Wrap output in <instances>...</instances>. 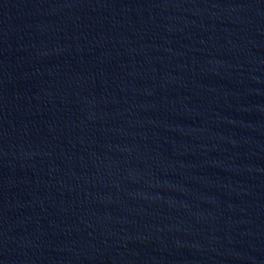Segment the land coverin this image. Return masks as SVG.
I'll list each match as a JSON object with an SVG mask.
<instances>
[{"label":"water","instance_id":"obj_1","mask_svg":"<svg viewBox=\"0 0 264 264\" xmlns=\"http://www.w3.org/2000/svg\"><path fill=\"white\" fill-rule=\"evenodd\" d=\"M0 264H264V0H0Z\"/></svg>","mask_w":264,"mask_h":264}]
</instances>
